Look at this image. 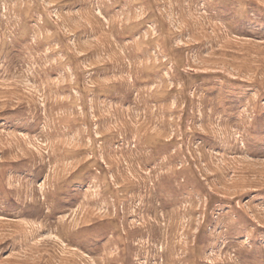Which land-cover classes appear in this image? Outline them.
Wrapping results in <instances>:
<instances>
[{"label": "rangeland", "instance_id": "1", "mask_svg": "<svg viewBox=\"0 0 264 264\" xmlns=\"http://www.w3.org/2000/svg\"><path fill=\"white\" fill-rule=\"evenodd\" d=\"M0 264H264V0H0Z\"/></svg>", "mask_w": 264, "mask_h": 264}]
</instances>
